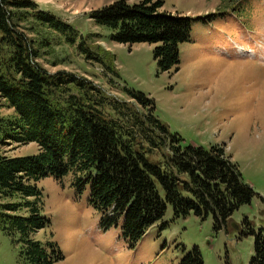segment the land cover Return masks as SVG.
I'll list each match as a JSON object with an SVG mask.
<instances>
[{
  "label": "trees",
  "instance_id": "1",
  "mask_svg": "<svg viewBox=\"0 0 264 264\" xmlns=\"http://www.w3.org/2000/svg\"><path fill=\"white\" fill-rule=\"evenodd\" d=\"M235 2L239 5L224 0L221 6ZM164 3L116 0L89 17L110 30L114 43L152 44L160 70H176L180 46L191 40L192 20L162 12ZM50 33L105 76L118 75L115 57L95 43L96 35H82L34 0H0V98L13 113L0 116V199L8 200L0 204V228L20 235L28 263L64 258L55 241L34 238L50 222L40 213L37 186L46 177L61 182L71 174L78 192L88 190L87 204L101 214L102 229L123 219V237L131 247L163 219L168 205L173 218L211 217L216 231L226 230L232 214L256 193L224 148L183 146L142 92L126 89L122 99L85 77L50 72L40 63L49 53ZM12 143H34L37 152L6 155L3 147ZM243 225L254 238L249 264H264V225L253 229L247 218ZM180 264H204L199 248L187 251Z\"/></svg>",
  "mask_w": 264,
  "mask_h": 264
},
{
  "label": "rangeland",
  "instance_id": "2",
  "mask_svg": "<svg viewBox=\"0 0 264 264\" xmlns=\"http://www.w3.org/2000/svg\"><path fill=\"white\" fill-rule=\"evenodd\" d=\"M34 1L82 35H96L95 43L115 57L118 75L105 76L100 66L65 47L56 33L46 35L49 53L40 58L46 69L85 77L122 99L126 89L144 93L183 146H222L256 193L232 214L226 230L216 231L211 217L173 218L168 205L163 219L131 247L123 237V219L102 229L101 214L87 204L88 190L78 192L71 174L61 182L46 177L37 186L40 213L50 222L34 238L42 244L55 241L62 249L64 258L54 264H180L194 246L204 264H249L254 238L243 221H253V229L264 225V0H239L225 8L224 0H165L162 12L192 20L191 40L180 46L179 67L170 71L160 70L152 44L114 43L108 28L94 24L89 14L116 0ZM0 116H13L1 98ZM3 151L32 155L37 146L12 143ZM21 250L20 235L9 236L0 228V264H29Z\"/></svg>",
  "mask_w": 264,
  "mask_h": 264
}]
</instances>
